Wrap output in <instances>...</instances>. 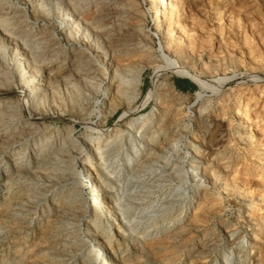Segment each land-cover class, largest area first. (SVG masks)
<instances>
[{
	"label": "rangeland",
	"instance_id": "obj_1",
	"mask_svg": "<svg viewBox=\"0 0 264 264\" xmlns=\"http://www.w3.org/2000/svg\"><path fill=\"white\" fill-rule=\"evenodd\" d=\"M76 1L81 5L85 4V7H77V5L75 10L80 12L85 8L83 12L78 14L79 17L89 22L93 34L97 35L104 45L107 44L105 48L114 55L116 65L121 68L134 65L146 67L139 96L133 103L131 112L124 114L127 110L126 104L116 106L118 103L114 100V85L107 92V80L103 82L100 91L97 93L94 92L93 85H97L96 81H99V76L96 78L97 76L93 73L87 76L80 72L78 74L70 72L71 70L68 69L61 70V61L65 58L63 56L65 50L66 48L68 51L71 50L65 41L66 38L63 35L60 22L63 17L61 14H64L63 9H61L63 8L62 5H67L68 0H0V17L3 16L2 19L9 20L4 25L1 24L3 28L0 25V73H2L0 75L3 77V74L8 72V75L13 77L16 73L15 77L12 78L13 84H0V99L9 103H16L19 99L25 98V89L18 78L19 70L17 71L14 59H12L14 58L12 45L14 42L23 44L27 41L28 46L34 51L36 50V56L40 55L39 62L45 63L42 77L47 82L46 85L44 84L45 89L43 90L47 96L44 99L46 102L42 100V105L39 104L38 109L34 108L35 110L32 109V111L25 109L24 115L19 120L20 123L33 119L32 121L39 126V131L43 137L52 134L54 135L51 138L53 143L59 141L61 144L63 139L67 138L79 137L78 139H82L89 133V124L98 126L107 136L114 133L116 129L124 130L125 139L122 142L117 143L115 141L109 145L106 155L109 160L106 161L107 165L104 163V167H106L107 172L110 171L111 173L109 172L110 175H107L104 172L102 179L109 186L107 188L109 190L106 189L103 193L105 204L107 207L111 206L106 201L110 194L118 197L121 200L125 219L121 218L119 211L113 209L111 212L116 216L102 215L96 221L99 223L100 220H103L107 233L111 234L112 238L107 243L108 248L105 249V252L100 253L98 261L95 260L96 253L90 255L85 248L89 247L92 234L100 233L101 236L105 237V233L96 230L90 232L85 228L92 223L94 213L88 211V213L83 214L82 209L78 211L77 207L81 206L78 200L79 195H74V197L70 195L71 182L80 183L79 178L84 176V172L81 171V163L73 160L76 154L71 152L65 167H62L65 171L64 175L71 172L68 177L60 176L58 173L51 175L49 174L50 164L45 162L39 171L32 164V157L28 158L30 154H34L33 158L37 159L41 154L49 151V147L41 150V144L44 140L34 143L33 141L39 136L34 137L32 135L21 138L19 142L15 141L14 144L18 145L24 153V155L21 153L20 158L17 159L18 163L19 161L24 163L14 165L13 162L14 168H6V164L0 165V229H3L0 230V264H47L46 262L52 258L55 259L53 263L58 262L57 264H89L91 258L94 264H96L95 262L99 264L100 261H103L104 264H264V0H256L257 2L255 0H219L218 3H214L216 0H179L181 2H179L178 8H182L180 18L175 14L176 11L171 12L173 6L170 4V0L164 1L165 6L162 8L166 12L165 14L169 16V25L166 26L165 34L155 33L149 0H130L132 2L129 0H108L110 7H105L106 10H98L99 5L97 4H100L101 0ZM98 1L100 2L98 3ZM158 1L156 0V2ZM245 1L246 3L249 2L248 4L253 3L251 6L254 8L251 10L259 7L262 11L250 13L252 16L241 13L239 11L240 6ZM56 2L62 4L59 6L62 17L49 14L52 9L56 8L53 5ZM41 6L45 7V10ZM137 10H139L138 13H136ZM143 11L150 15L142 18L143 13L141 12ZM119 23L125 26L124 29L135 30L132 31L137 35H135V40L141 41L138 48L133 44L123 46L125 48L121 46L120 49L123 50H134L125 56L119 53L115 54L113 48H118L115 47L114 43L111 44L110 42L109 44L108 37H106V33L109 31L112 34H117L116 37L119 36L118 38L122 36L124 30H118ZM219 27L221 28L219 29ZM182 29L186 35L182 38L183 40H180V46L187 52L185 56L190 53L188 56L195 58L192 62L190 61L192 60L191 57L187 59L188 67L191 68L192 72L205 77L206 80L208 79L207 81L225 78V84L219 91L216 92L213 88L201 89L196 82L179 73L163 74L156 85L152 84V76L157 66L165 61L163 59L165 55L169 54L170 57L174 58L176 56L174 55L175 49L180 47L175 44H173V49L165 47V54L159 49L160 42L162 41L164 44L166 40L173 39L171 32ZM38 44H43L42 52L38 50ZM48 45H54L53 49L56 53L51 61L49 57L45 59L43 55V57L41 56V54L46 53L44 50ZM249 46L254 48L251 49ZM146 50L149 51L150 57H146ZM259 54L261 55L259 56ZM57 73L61 76H57ZM249 74L256 80L248 81L246 75ZM244 76L246 78H243ZM47 79H51V82ZM152 87L154 91L158 89L156 92L153 91V98L155 99L151 98L149 102H144ZM200 91H203L204 97L198 99ZM80 93L90 94V99L85 101V106L88 104L87 108L90 109L86 114L94 111L87 117V120H83V116L78 110V103L81 100L78 94ZM226 96L231 97L228 100ZM51 100H53L54 105L50 104ZM56 100L58 102H55ZM50 105L51 107H49ZM54 106L56 107L54 108ZM75 106L77 107L75 108ZM200 106H202L201 109ZM111 107H115L116 110L113 113H108ZM165 108L169 110V122L167 121L166 125L159 126L156 124V120H153L152 123L147 124L148 126L146 125L147 129L146 127L144 129L146 132L143 130V133L139 131L140 128L137 126L133 127L134 131L128 127L133 117L147 116L151 111L158 114ZM204 108L206 112H203V116H199L198 112ZM244 111L245 113H243ZM105 115L107 116L104 120ZM0 117L3 119L6 117L5 120L9 119L5 112ZM3 125L0 126L2 132L7 130L5 128L7 125L5 124V127ZM47 126L49 127L47 128ZM58 128L60 131H57ZM69 134L71 137L68 136ZM172 134L176 137V148L166 154L164 144L170 139H174ZM218 134L223 139L216 140ZM16 149L18 148L13 149L14 152H9L8 150L5 151L4 147L0 148V159L7 163L13 161V154L17 152ZM86 152L85 149L82 151L83 154ZM198 156L201 157L198 158ZM171 157L173 160L171 164L175 163L174 167H171V164L165 165V162ZM25 158L28 159L25 160ZM129 158L131 162L127 160ZM194 158H198L197 161ZM97 164L99 163H91L90 165L96 167ZM196 164L198 165L196 166ZM18 167L24 170H20L21 173L16 177L15 171ZM194 170L198 173L197 180L193 179ZM78 172H80L79 175ZM174 172L175 174H173ZM105 173L106 175H104ZM202 174L208 178L199 183L198 180ZM6 175L9 176V179H6ZM13 176L15 179L12 178ZM85 178L83 179L85 180ZM92 178L97 181L99 179L98 173L95 172ZM8 183L10 184L8 185ZM89 187L90 184L83 186V192L85 191L83 197L86 198L90 206L92 195L89 192ZM171 189L172 191L169 192ZM56 192L57 198H55ZM173 194L174 196H172ZM160 196L165 199V202H161L164 207L159 204V207L161 206L160 212H155L156 204H151V202L154 197L160 198ZM54 199L55 202H53ZM61 203H64L63 208L65 206L73 207L75 213L70 210L72 214L67 211L64 213L66 215H62L64 218L61 216L63 219L61 218L58 222L63 223L61 225L62 231L57 242L48 234L53 223L62 213L59 212ZM65 216H67L66 219ZM178 218L182 219L177 220ZM130 231L138 234H131ZM67 235L79 244L85 243L83 244L84 251L77 252V256H75L74 250L72 253L69 252V249L65 248L71 241L66 237Z\"/></svg>",
	"mask_w": 264,
	"mask_h": 264
},
{
	"label": "bare ground",
	"instance_id": "obj_2",
	"mask_svg": "<svg viewBox=\"0 0 264 264\" xmlns=\"http://www.w3.org/2000/svg\"><path fill=\"white\" fill-rule=\"evenodd\" d=\"M64 1V0H63ZM68 4L65 3L67 1H65L64 3L67 4V5H62V4H58L56 2V4H53L55 5L54 7H56L55 9H52L49 14H53L55 16H59L60 15V8L59 6L62 5L63 8V13L64 14H61L63 15V17L61 18V26H62V32H63V35L64 37L66 38V43L69 45L70 49L71 50H67L68 48H66L65 50V53H64V60L61 61L62 65H61V70H64V69H68V70H71L70 72H76L78 74V72L80 73H84L86 74L87 76H89L90 74H95V76H97L96 78H98L99 76V81H96L97 82V85H93V90L94 92H99L100 91V88L103 84L104 81L107 80V92L113 87L114 85V100L118 103L116 106L120 105V104H126L127 106V110L126 112L124 113L125 115L129 112H131L132 108H133V103L136 101V99L138 98L139 96V91H140V88H141V84H142V81H143V74H144V70H145V66H141V65H134V66H127L125 68H121L119 65H116L115 64V59H114V55H112V53L107 50L105 48V46L107 45H104L103 41L97 36V35H94L93 32L91 31L90 27H89V22H86L83 20V18L79 17V13L80 12H83L85 10V8L80 12H77L75 10V7H85L84 5H81L78 3V1L76 0H68ZM130 1V0H129ZM144 1V0H143ZM158 1V0H157ZM167 0H159L158 2H156V0H149V4H150V7L152 9V14H153V21H154V24H155V33H162V34H165V29H166V26L169 25L168 22H169V16L166 15L163 11V8L165 5V2ZM213 1V0H212ZM219 0H216L214 3H218ZM247 1H250V0H247ZM256 1V0H255ZM254 1V2H255ZM100 1H98L99 3ZM132 2V1H130ZM135 2V1H134ZM179 0H170V4L173 6V10L172 11H176L175 14L178 15V17L180 18V13H181V9L178 8V5H179ZM252 2V1H251ZM257 2V1H256ZM7 3V2H6ZM34 3V2H33ZM36 3V2H35ZM38 3V1H37ZM52 3V2H51ZM63 3V2H62ZM94 3V2H93ZM102 3V4H101ZM101 3L100 4H97L99 5L98 7V10H106L107 7H110L109 6V3L110 1L108 0H104L102 2L101 0ZM249 3V2H248ZM246 3H241L242 5L240 6V12L241 13H245L246 15H250V13H256V12H261V8H255L254 10H251L252 7L251 4H248ZM32 4V3H31ZM50 4V3H49ZM91 4V3H90ZM132 4V3H131ZM135 5L137 3H134ZM167 4V3H166ZM38 5V4H37ZM41 5V4H40ZM45 7H46V4H44ZM43 5V6H44ZM133 5V4H132ZM131 5V6H132ZM134 5V7H135ZM39 6V5H38ZM41 6V7H43ZM211 6V5H210ZM37 7V6H36ZM43 7V9L45 8ZM49 7V6H47ZM106 7V8H105ZM97 8V7H96ZM105 8V9H104ZM129 8H130V4H129ZM168 8V7H167ZM210 8V7H209ZM2 9V8H1ZM42 9V10H43ZM113 9V8H112ZM139 9V8H138ZM216 9V8H215ZM39 10V9H38ZM45 10V9H44ZM50 10V9H49ZM97 11V10H96ZM108 11V10H107ZM111 11V9H110ZM139 10H137L136 13H138ZM141 11V10H140ZM109 12V11H108ZM173 12V14H174ZM42 13V12H41ZM110 13V12H109ZM130 13V12H129ZM128 13V14H129ZM143 13L142 18L143 16H149L150 14H148L147 12H141ZM221 13V12H219ZM40 14V13H39ZM99 14V13H98ZM102 14V13H101ZM101 14H100V17H101ZM132 14V13H131ZM171 14V15H173ZM182 14V13H181ZM4 15V14H3ZM35 15V14H34ZM105 15V14H104ZM111 15V14H110ZM219 15V14H218ZM244 15V14H243ZM255 15V14H254ZM253 15V17H254ZM261 15V14H260ZM259 15V16H260ZM25 16V15H24ZM37 16V15H36ZM52 16V15H51ZM140 16V15H139ZM175 16V15H174ZM217 16V15H216ZM245 16V15H244ZM252 16V15H250ZM50 17V16H49ZM177 17V16H175ZM242 17V16H241ZM256 17V16H255ZM2 17H0V25H4L5 22H9V20H4L2 19ZM55 18V17H54ZM102 18V17H101ZM145 18V17H144ZM174 18V17H173ZM248 18V17H247ZM30 19V18H29ZM28 19V20H29ZM53 19V18H52ZM60 19V18H59ZM100 19V18H99ZM176 19V18H175ZM222 19V18H221ZM220 19V21H221ZM252 19V18H251ZM141 20V19H140ZM171 20V19H170ZM249 20V19H248ZM254 20V19H253ZM34 21V20H33ZM54 21V20H53ZM143 21V20H142ZM29 23V22H27ZM171 23V21H170ZM49 24V22H48ZM51 24V23H50ZM119 29L120 31H123V34L122 36H120V38L116 37L115 34H112L111 31L107 32L106 33V37L105 39H107L109 41V44L111 42L114 43L115 47L118 48V49H115L113 48L115 51V54L119 53V54H123L125 56L128 55V53H132V51L134 52V50L131 49V51H129L128 49L127 50H123V49H120V47L122 46H125V45H130V44H133L135 47L138 48V45L140 44V40H135L136 38V34H134V32L132 31H135L133 29H124L125 26L122 24V23H119ZM173 24V23H172ZM179 24V23H178ZM256 24V23H255ZM1 25V26H2ZM53 25V24H52ZM51 25V27H52ZM55 25V24H54ZM222 25V24H221ZM233 25V24H232ZM260 25V24H258ZM134 26V25H133ZM143 26V25H142ZM141 26V27H142ZM182 26V25H181ZM253 26V25H252ZM256 26V25H255ZM136 27V26H135ZM139 27V26H138ZM178 27V25H177ZM3 28V26H2ZM5 28V27H4ZM13 28V27H12ZM32 28V27H31ZM49 28V27H48ZM127 28V27H126ZM130 28V26H129ZM134 28V27H133ZM221 27H219L220 29ZM256 28V27H255ZM259 28V27H258ZM257 28V29H258ZM261 28V27H260ZM259 28V29H260ZM47 29V27H46ZM51 29V28H50ZM135 29V28H134ZM167 29H169V27H167ZM9 30V29H8ZM127 30V31H126ZM144 30V29H143ZM173 30V28H172ZM216 30V29H215ZM218 30V29H217ZM251 30V29H250ZM263 30V29H262ZM5 31V30H4ZM45 31V30H43ZM139 31H140V28H139ZM176 31V30H174ZM49 32V31H48ZM47 32V34H48ZM52 32V30H51ZM141 32V31H140ZM169 32V31H168ZM251 32V31H250ZM260 32V31H259ZM258 32V33H259ZM263 32V31H262ZM9 33V32H8ZM119 33V32H118ZM121 33V32H120ZM142 33V32H141ZM167 33V32H166ZM221 33V32H220ZM247 33V32H246ZM255 33V32H254ZM261 33V32H260ZM11 34V32H10ZM46 34V33H45ZM52 34V33H51ZM54 34V32H53ZM169 34V33H167ZM111 35H115V36H111ZM136 35V36H135ZM138 35H140V33H138ZM146 35V34H145ZM186 35V32L182 29V30H177L176 32H171V36H173V39H169L168 41L166 40V43L165 46L163 44V42L161 41L160 42V51L165 53V47H168V49H173V44H175L177 47L180 46L181 44V39L183 37H185ZM202 35V34H201ZM209 35V34H208ZM248 35V34H247ZM246 35V36H247ZM251 35V34H249ZM253 35V34H252ZM258 35V34H257ZM135 36V37H134ZM141 36V35H140ZM167 36V35H166ZM211 36V35H210ZM15 37V36H14ZM27 37V36H26ZM42 37V36H41ZM49 37V35H48ZM52 37V36H51ZM63 37V36H62ZM192 37V36H191ZM195 37V36H194ZM244 37V36H243ZM34 38V37H33ZM53 38V37H52ZM64 38V39H65ZM145 38V37H144ZM246 38V37H245ZM252 38V37H251ZM250 38V40H251ZM263 38V37H262ZM5 39V38H4ZM7 39V38H6ZM10 39V38H9ZM17 39V38H16ZM42 39V38H41ZM45 39V38H44ZM209 39V38H208ZM12 40V39H11ZM10 40V41H11ZM25 40V39H24ZM31 40V39H29ZM28 40V41H29ZM49 40V39H48ZM60 40V39H58ZM119 40V41H118ZM183 40V39H182ZM206 40V39H205ZM245 40V39H244ZM13 41V40H12ZM20 41V40H19ZM39 41V39H38ZM53 41V40H52ZM57 41V40H55ZM118 41V42H117ZM139 41V42H138ZM32 42V41H31ZM37 42V41H36ZM54 42V41H53ZM165 42V41H164ZM202 42V41H201ZM254 42V41H253ZM35 43V42H34ZM51 44V42H49ZM208 43V42H207ZM249 43V42H247ZM251 43V41H250ZM32 44V43H31ZM37 44V43H35ZM34 44V46H35ZM30 45V44H29ZM39 47H38V50H40L41 52L43 51V44H38ZM45 45V44H44ZM113 45V46H114ZM245 45V44H244ZM246 45H249V44H246ZM11 46V45H10ZM32 46V45H30ZM41 46V48H40ZM54 46V45H53ZM53 46L52 45H48L46 46L45 50L46 53L44 54H41V56L43 55L44 58H48L51 60L54 59V57L56 56V53H54V49H53ZM112 46V47H113ZM255 46V45H253ZM252 46V47H253ZM37 47V46H36ZM62 47V46H61ZM65 47V46H64ZM68 47V46H67ZM109 47L111 48V45H109ZM140 47V46H139ZM251 49L252 47L249 46ZM125 48V47H123ZM243 48V47H242ZM254 48V47H253ZM7 49V48H6ZM31 48L28 46V43L27 41H25V43L23 44H19L18 42H14L13 45H12V52H13V57L12 59H14V63H15V66H16V69L17 71L19 70V79H20V82L23 86V88L25 89V98L23 99H19L16 103L14 102H6L4 101L3 99H0V116L3 112H5V114H7V117L9 116V119H6L5 118L3 119V117H0V126H2L3 124L7 125L5 128H7L6 131L2 132L0 130V148H5V151L8 150L9 152L13 151V149L15 148H18L16 149L17 152L14 153L13 155V161L11 160V162L7 163V162H3L2 159V162H0V165L3 164H6V168H14L13 166V162H14V165H16L18 163V160L21 156V153H22V149H20V147L15 143V141L19 142V140H21V138L23 139L24 137H27V136H34V137H37L39 136V138H34L35 140L33 141L34 143H38L40 141H43L44 142L41 144V150L45 149L46 147H49V151L44 153V154H41L39 158L37 159H34L33 158V155H29L28 158H31L32 157V164H34L37 168V170L40 171V169L43 168V164L46 162V164H50L49 166H51V169H49V174L51 175H55V174H59L60 176H63L65 174V171H64V167L66 165V161H67V158L72 154L71 152H74L76 155H74V158L73 160L77 161V162H80L81 163V171L84 172V177L85 180L80 177L79 180H80V183L77 182V181H72L71 182V187H70V195H76L78 196V200L80 201L81 203V206L80 207H77L78 211H81L80 209H82V213L83 214H86L89 212H92L94 213V219L92 220V223L89 224L87 227H85L87 230H89L90 232H92L93 230H96V231H100L101 233H105V237L104 236H101L100 233H98L97 235L96 234H92L91 236V240L89 242L90 245L88 248H85L88 250V252L90 253V255H96L94 258L95 260L98 261V257L100 256V253H104L105 252V249L108 248L107 247V243L110 242L112 236L111 234H108L107 233V228L105 227V223L103 222V220H100L99 223H96V221L101 218L102 215H110L111 216H116V215H113L114 213H112L111 211L113 209H115V211H119V215L121 216L122 219H125L124 217V212L121 208V200L116 197V196H113L110 194V196L108 197V199H106V201H108L107 203H110V207H107V205L105 204V196H103V193L106 191V189L109 187L106 183V181L104 179H102V174L104 172L107 173V175L110 173L107 172L106 170V167H104V165L107 163L106 161L109 160L107 158V153H108V148L110 147L109 145L113 142H122L125 138L124 134V130H119V129H116L114 131V133H111L109 134L108 136L106 135L105 132H103V130L101 128H99L98 126H95L93 124H89V133L87 135H85L82 139H78V138H73V139H63L62 141V144L61 142L58 141V143H53V140L51 139L52 137H54V135H50L47 137H43V135L41 134V131H39V126L36 125L32 120L33 119H28V120H25L26 122L25 123H20V119L21 117L24 115L23 113L25 109L29 110V111H32V109L34 108H37L38 109V105L41 104V101L45 99V97L47 96L43 90L45 89L44 87V84L47 82L44 81V78L42 77V72L43 70L45 69V63H40L39 62V56H36V53L35 51L33 50V48L30 50ZM35 49V48H34ZM62 49V48H61ZM249 49V48H248ZM62 51V50H61ZM256 51V50H254ZM175 54L176 55L174 58L170 57L169 54H166L165 57L163 59H165V61L163 62V64H160L157 66L156 68V71L154 72L153 76H152V84L153 85H156L157 82L159 81L160 77L163 75V74H167V73H179V74H182V75H185L186 77L190 78L192 81L196 82L201 89H207V88H213L216 92L219 91L222 86H224L225 84V81L226 79L225 78H219L217 79L216 81H207L206 79H204L203 77H201V75L197 74V73H194L192 72V70H190L191 68L188 67L187 65V59H189L190 57L188 56L190 53H188L187 56H185V53H187L181 46L176 48L175 49ZM249 52V51H248ZM38 53V52H37ZM144 53V52H143ZM146 53V57H150L149 56V51L146 50L145 51ZM229 53V52H228ZM252 53V52H250ZM259 53V52H258ZM253 54H255L253 52ZM262 54V53H261ZM259 54V56L261 55ZM58 55V54H57ZM122 55V56H123ZM151 55V54H150ZM42 56V57H43ZM119 56V55H118ZM152 57V56H151ZM193 57V56H192ZM191 57V58H192ZM252 57V55H251ZM262 57V56H261ZM3 58V57H2ZM43 58V59H44ZM153 58V57H152ZM155 58V57H154ZM254 58H257V56ZM9 59V58H8ZM42 59V58H41ZM63 59V58H62ZM193 59L195 58H192V60H190L191 62L194 61ZM229 59V58H228ZM1 60V59H0ZM161 60V59H160ZM46 61V60H44ZM163 61V60H162ZM187 62V63H186ZM49 63V62H48ZM47 63V64H48ZM46 64V65H47ZM156 64V63H155ZM189 64V63H188ZM254 64V63H253ZM249 65V64H248ZM260 65V64H259ZM52 66V65H51ZM51 66H48V67H51ZM65 66V67H63ZM233 66V65H232ZM239 66V65H238ZM237 66V67H238ZM1 67V66H0ZM3 67H4V64H3ZM253 69V68H252ZM254 70V69H253ZM252 71V70H251ZM46 72V71H45ZM61 72V71H60ZM59 72V73H60ZM69 72V71H68ZM15 73V72H14ZM13 73V75H14ZM17 73V74H18ZM2 75V73H0ZM10 74V73H9ZM47 74V73H46ZM58 74V73H57ZM253 74V73H252ZM0 75V84L2 85H11L13 84V77H15V75L12 77L10 75H8V72H6L5 74H3V77ZM45 75V74H44ZM56 75V74H55ZM60 74H58L57 76H59ZM52 76V75H51ZM61 76V75H60ZM91 77V76H90ZM248 81H252V80H256L254 79L252 76L249 75H246ZM245 76L243 78H246ZM54 78V76H53ZM52 78V79H53ZM56 78V77H55ZM260 78V77H259ZM17 79V78H16ZM17 79V80H19ZM57 79V78H56ZM81 79V78H80ZM232 79V78H231ZM48 80V79H47ZM50 82H51V79H49ZM48 80V81H49ZM58 80V79H57ZM214 80V79H213ZM56 81V80H54ZM91 81V80H90ZM16 82V81H15ZM94 82V81H92ZM11 83V84H10ZM18 84V83H17ZM45 84V85H46ZM106 84V83H105ZM21 86V87H22ZM48 86V85H47ZM46 86V87H47ZM2 87V86H1ZM5 87V86H4ZM3 87V89H4ZM53 87V86H51ZM79 87V86H78ZM22 88V89H23ZM8 89V88H7ZM47 90V88H46ZM50 90V89H49ZM80 90V89H78ZM158 90V89H156ZM156 90L154 91L153 87L151 88V90L148 92V94L146 95L145 99H144V102H149V100L151 98L154 97V94H153V91L156 92ZM7 91V90H6ZM10 91V89H9ZM12 91V90H11ZM53 91V90H52ZM76 91V90H75ZM49 92V91H48ZM168 92V91H167ZM47 93V92H46ZM51 93V92H50ZM49 93V94H50ZM72 93V92H71ZM90 93V92H89ZM89 93H85V94H78V96L80 97V101H79V109L82 116H83V120H87L88 116L91 115V113L94 111L92 110L91 113L89 114H86L88 112V109L87 106L88 104L85 106V101H88V98L90 99V94ZM111 93V92H110ZM228 93V92H227ZM54 94V93H53ZM56 94V93H55ZM70 94V93H69ZM89 94V95H87ZM94 94V93H93ZM92 94V95H93ZM157 94V93H156ZM203 91H200L199 94H198V99L204 97L203 96ZM227 95V94H226ZM50 96H53V95H50ZM75 96V95H74ZM76 96V97H78ZM49 97V95H48ZM227 97V96H226ZM231 96H229L230 98ZM19 98V97H18ZM21 98V97H20ZM56 98V97H55ZM229 98L227 97V99L229 100ZM235 98V97H234ZM239 98V96H238ZM9 99V98H8ZM47 99V98H46ZM53 99V98H51ZM76 99V98H75ZM78 99V98H77ZM155 99V98H153ZM224 99V97H223ZM237 99V97L235 98ZM13 100V99H12ZM55 100V99H54ZM60 100V98H59ZM97 100V99H96ZM113 100V101H114ZM168 100V99H167ZM45 101V100H44ZM48 101V100H47ZM53 100H51L52 102ZM71 101V100H70ZM224 101V100H223ZM239 101V100H238ZM46 102V101H45ZM50 104L54 105L53 102ZM55 102H58L57 100ZM64 102V101H62ZM73 102V101H72ZM70 102V103H72ZM75 102V101H74ZM78 102V101H77ZM222 102V101H221ZM220 102V103H221ZM227 102V101H226ZM96 103H98V101H96ZM170 103V102H169ZM225 103V102H224ZM241 103V102H240ZM59 104H60V101H59ZM74 104V103H73ZM112 104V103H111ZM116 104V103H115ZM239 105V103H237ZM248 104V103H247ZM42 105V104H41ZM46 105V104H45ZM77 105V104H76ZM61 106H62V103H61ZM67 106V105H66ZM40 107V106H39ZM51 107V105L49 106ZM56 106H54L55 108ZM58 107V106H57ZM72 107V106H71ZM77 106H75L76 108ZM202 106H200V109H201ZM208 107V106H207ZM222 107V106H221ZM243 107V106H242ZM67 108V107H66ZM70 108V106H69ZM240 108V107H239ZM65 109V108H64ZM203 109V108H202ZM222 109V108H221ZM227 109V108H226ZM26 110V111H27ZM35 110V109H34ZM60 110V108H59ZM62 110V109H61ZM77 110V109H76ZM90 110V109H89ZM115 107H111L110 108V111L108 113H113L114 112ZM206 109L204 108V110H200L198 112L199 116H203V112L205 111ZM223 110V109H222ZM229 110V109H228ZM242 110V109H240ZM168 109L165 108V109H162L158 114L154 113L153 111H151L147 116L146 115H140V116H136V117H133L128 125L129 128H131L132 130L134 129L133 127H139L140 128V132L143 133V130L145 129L146 125L147 124H150L153 122V120H156V124H158L159 126H163V125H166L167 121L169 120V113H168ZM239 111V110H238ZM246 111V110H245ZM245 111L243 113H245ZM57 112V111H56ZM79 112V113H80ZM206 112V111H205ZM55 113V112H54ZM68 113V112H67ZM76 113V112H75ZM74 113V114H75ZM9 114V115H8ZM60 114V113H58ZM65 114V113H64ZM223 114V113H221ZM226 114V113H225ZM30 115L31 112H30ZM29 115V116H30ZM44 115V114H43ZM108 115V114H107ZM103 117L104 120L106 119V116ZM224 115V114H223ZM4 116V115H3ZM47 116V115H46ZM81 116V115H80ZM109 116V115H108ZM34 117V116H33ZM154 118V119H153ZM201 118V117H200ZM205 118V117H204ZM45 119V118H44ZM5 120V121H4ZM90 120V119H89ZM86 122V121H85ZM169 122V121H168ZM41 123V122H40ZM91 123V122H90ZM53 125V124H52ZM56 125V124H55ZM168 125V124H167ZM171 125V124H170ZM177 125V124H176ZM72 126V125H71ZM148 126V125H147ZM180 126V125H179ZM49 126H47L48 128ZM56 127V126H55ZM70 127V126H68ZM127 127V126H126ZM154 127V126H153ZM169 127V125L167 126ZM46 128V129H47ZM63 128V127H62ZM73 128V127H72ZM71 128V129H72ZM128 128V129H129ZM138 129V128H137ZM147 129V127H146ZM163 129V128H162ZM52 130V129H51ZM50 130V131H51ZM69 130V129H68ZM67 130V131H68ZM168 130V129H166ZM179 130V129H178ZM184 130V129H183ZM49 131V132H50ZM57 131H60V129L58 128ZM71 131V130H70ZM134 131V130H133ZM145 131V130H144ZM165 131V130H164ZM176 131V130H174ZM63 132V131H62ZM65 132V131H64ZM146 132V131H145ZM162 132V131H161ZM167 132V131H165ZM55 133V132H54ZM96 133V135H95ZM155 133V132H154ZM218 133V132H217ZM252 133V132H251ZM50 134V133H48ZM138 134V133H137ZM161 134V133H160ZM58 135V134H57ZM72 135V134H71ZM130 135V134H129ZM136 135V133H135ZM142 135V134H141ZM173 135V134H172ZM176 135V134H175ZM70 136V134L68 135ZM174 136V135H173ZM71 137V136H70ZM75 137V136H74ZM132 137V136H131ZM142 137V136H141ZM168 137V136H167ZM172 137V136H171ZM174 139H170L169 141H167L164 146H165V152L167 154V152H170V151H173L172 149L173 148H176V137L174 136L173 137ZM216 138V137H215ZM222 137H220V134L217 135V138L216 140H220ZM127 139V138H126ZM223 139V138H222ZM30 140V139H29ZM56 140V139H55ZM162 140V139H161ZM24 141V140H23ZM16 142V143H17ZM21 142V141H20ZM52 142V143H51ZM134 142V141H133ZM151 142V141H150ZM219 142V141H218ZM222 142V141H221ZM132 143V142H131ZM40 144V143H39ZM134 145V143H132ZM214 144V143H213ZM118 145V144H117ZM35 146V145H34ZM130 146V145H129ZM160 146V145H159ZM114 147V146H113ZM158 147V146H157ZM115 148V147H114ZM160 148V147H159ZM86 150L87 152L86 153H82L83 150ZM154 149V148H153ZM161 149V148H160ZM4 150V149H2ZM1 150V151H2ZM39 150V149H38ZM119 150V149H118ZM46 151V150H45ZM14 152V151H13ZM35 152V151H34ZM110 152V151H109ZM137 152V151H136ZM164 152V151H163ZM2 153V152H1ZM26 154L28 152H25ZM138 153V152H137ZM197 153V152H196ZM198 154V153H197ZM2 155V154H1ZM22 155H24V153H22ZM140 155V154H139ZM172 155V154H171ZM180 155V154H179ZM134 156V155H133ZM111 157V156H110ZM128 157V156H127ZM126 157V158H127ZM174 157V156H172ZM172 157L171 159L167 160L165 162V165L168 166L169 164H171V162L173 161L172 160ZM201 157V156H200ZM198 156V158H200ZM28 158H25L28 159ZM170 158V157H169ZM175 158V157H174ZM196 158V159H198ZM95 159V160H93ZM162 159V158H161ZM165 159V157H164ZM195 159V158H194ZM195 159V160H196ZM23 160V159H22ZM71 160V161H73ZM129 160V162H131V159H127ZM202 160V159H201ZM74 161V162H75ZM165 161V160H164ZM163 161V162H164ZM179 161V159H178ZM197 161V160H196ZM26 162V161H25ZM99 163L97 164L96 167L90 165L91 163ZM128 162V163H129ZM176 162V161H175ZM19 163H24V162H21L19 161ZM18 163V164H19ZM73 163V162H72ZM105 163V164H104ZM120 163V162H119ZM134 163V162H133ZM195 163V162H194ZM193 163V164H194ZM200 163V162H199ZM249 164V163H248ZM70 165V164H69ZM107 165V164H106ZM140 165V164H139ZM163 165V164H162ZM175 163L173 162L171 164V167L173 166L174 167ZM177 165V163H176ZM179 165V164H178ZM198 164H196L197 166ZM200 165V164H199ZM34 166V167H35ZM45 166V165H44ZM195 166V167H196ZM208 166V165H206ZM33 167V168H34ZM46 167V166H45ZM63 167V168H62ZM72 167V166H71ZM74 167V166H73ZM178 167V166H177ZM176 167V168H177ZM31 168V167H30ZM49 168V167H48ZM47 168V169H48ZM76 168V167H75ZM66 169V168H65ZM244 169V167H243ZM249 169V168H248ZM252 169V168H251ZM23 171L24 169H21V168H17V171L16 174L18 177V174L21 173V171ZM28 170V168H27ZM32 170V169H31ZM70 170V169H68ZM67 170V171H68ZM176 170V169H175ZM206 170H207V167H206ZM240 170V169H239ZM242 170V169H241ZM26 171V170H25ZM47 171V170H46ZM129 171V169H128ZM131 171V170H130ZM193 171V170H192ZM29 172V171H28ZM33 172V171H31ZM30 172V173H31ZM35 172V171H34ZM69 172V171H68ZM74 171L72 170V173ZM77 172V171H76ZM95 172L98 173V180H94L92 178L93 174H95ZM113 172V171H112ZM172 172V171H170ZM13 173V172H12ZM37 173V172H36ZM40 173V172H39ZM71 173V172H70ZM70 173H68L67 175H64V176H67L70 175ZM106 173L104 175H106ZM24 174V173H22ZM74 174V173H73ZM77 174V173H76ZM80 174V172H78V175ZM163 174V173H162ZM164 174H167V173H164ZM175 174V172L173 173ZM197 171L194 170L193 172V179L194 180H197L198 179V175H197ZM208 174V172H207ZM11 175V174H10ZM113 175V174H112ZM12 176V175H11ZM27 176V175H26ZM44 176V174H43ZM50 176V175H49ZM59 176V177H60ZM72 176V175H71ZM81 176V175H80ZM165 176V175H164ZM190 176V175H189ZM236 176V175H235ZM6 179L8 178L9 179V176L7 177V175L5 176ZM15 176H13L12 178H14ZM21 177V176H20ZM52 177V176H51ZM54 177V176H53ZM75 177V176H74ZM79 177V176H78ZM116 177V176H115ZM119 177V176H118ZM11 178V177H10ZM97 178V177H96ZM104 178V177H103ZM173 178V177H172ZM189 178V177H188ZM208 177L204 174H202V176L199 178V183L200 181L202 180H206ZM5 179V180H6ZM15 179V178H14ZM44 179V178H43ZM72 179V178H71ZM171 179V177H170ZM232 179V178H231ZM234 179V178H233ZM10 180H13V179H10ZM9 180V181H10ZM22 180V179H21ZM58 180V179H56ZM77 180V179H76ZM185 180V179H184ZM14 181V180H13ZM17 182V181H16ZM100 182V186L98 185V183ZM58 183V182H57ZM205 183V182H203ZM4 184V183H3ZM10 183H8L9 185ZM54 184V183H53ZM59 184V183H58ZM57 184V185H58ZM88 184H90V187H89V192L90 194L92 195V198H91V205L89 206V204L87 203V200L86 198H84V192H83V186H87ZM172 184V182H171ZM231 184V183H230ZM1 185V184H0ZM7 185V186H8ZM52 185V184H51ZM209 185V184H207ZM6 186V185H4ZM162 186V185H161ZM211 186H213L211 184ZM216 186V185H215ZM2 187V186H1ZM9 187V186H8ZM48 187H50L48 185ZM112 187V186H111ZM47 188V187H46ZM161 188V187H160ZM166 188V187H165ZM176 188V187H175ZM103 189H105L103 191ZM45 190V188H44ZM109 190V189H107ZM171 190H169V192H171ZM60 192V191H59ZM109 192V191H108ZM25 193V192H24ZM163 193V192H162ZM106 194V193H105ZM57 195V192L55 193V198ZM159 195V194H158ZM28 196V195H27ZM52 196V195H51ZM63 196V195H62ZM162 196V195H161ZM155 198L154 197V200H152L151 204H156V207H155V212H158L160 207L163 206V204H161V202L163 203V201L165 200L164 198ZM174 196V194L172 195ZM24 198V197H23ZM22 198V200H23ZM61 198V197H60ZM66 198V197H64ZM71 198V197H70ZM68 198V199H70ZM20 200V198H18ZM25 199V198H24ZM47 199V198H46ZM63 199V198H62ZM81 199V200H80ZM173 199V198H172ZM14 200V199H13ZM21 200V201H22ZM26 200V199H25ZM74 200V199H73ZM169 200V199H167ZM175 200V198H174ZM173 200V201H174ZM18 201V200H17ZM46 201V200H45ZM110 201V202H109ZM13 202V201H11ZM23 202V201H22ZM28 202V201H26ZM55 202V199L54 201ZM165 202V201H164ZM21 203V202H20ZM39 203V202H37ZM50 203V202H49ZM57 203V202H56ZM13 204V203H12ZM19 204V203H18ZM27 204V203H26ZM25 204V205H26ZM53 204V203H52ZM159 204H161V206L159 207ZM171 204V203H170ZM10 205V204H9ZM16 205V204H14ZM24 205V204H23ZM22 205V206H23ZM37 205V204H36ZM57 205V204H56ZM59 205V204H58ZM64 203H61L60 204V209H59V212H62L60 213V216L59 215H56V216H59L57 218V221L55 219V223H53L52 227H51V230H50V233L48 235L51 236V238H55L54 240H57V242L59 241V235L62 231L61 229V225L63 224L62 222L59 223L58 221H60V219L63 217L62 215H66L64 214L65 212L69 211L71 213L70 210H72L73 212V207H66L63 208L64 206ZM67 205V203H66ZM70 205V204H69ZM73 205V204H72ZM166 206L167 203H165ZM173 205V204H172ZM158 206V207H157ZM16 207V206H15ZM75 207V206H74ZM164 207V206H163ZM17 209V208H16ZM25 209V208H24ZM162 209V208H161ZM5 210V209H3ZM2 210V211H3ZM14 211V210H13ZM12 211V212H13ZM7 212V211H6ZM52 212V211H51ZM160 212V211H159ZM3 213V212H2ZM8 213V212H7ZM7 213H4L5 215ZM75 213V212H73ZM78 213V212H77ZM92 213V215H93ZM182 213V212H181ZM9 214V213H8ZM7 214V215H8ZM13 214V213H12ZM51 214V213H50ZM68 214V213H67ZM72 214V213H71ZM80 214V213H79ZM82 214V215H83ZM23 215V214H22ZM126 215V214H125ZM11 217V215H9ZM8 216V217H9ZM28 216V215H27ZM62 216V217H61ZM74 216V215H73ZM67 216H65V219H66ZM70 217V216H69ZM68 217V218H69ZM119 217V216H118ZM117 217V218H118ZM124 217V218H123ZM25 218V216H24ZM33 218V217H31ZM64 218V217H63ZM62 218V219H63ZM183 218V217H182ZM182 218H178L177 220H180ZM9 219V218H8ZM12 219V218H11ZM75 220L77 218H74ZM110 219V218H109ZM32 220V219H31ZM70 220V219H69ZM80 220V219H79ZM54 221V220H53ZM81 221V220H80ZM70 222V221H69ZM68 222V223H69ZM82 223V222H81ZM87 223V222H85ZM71 225V224H70ZM73 225V224H72ZM113 227V226H112ZM63 228V227H62ZM2 229V228H1ZM0 229V230H1ZM79 229V228H78ZM3 230V229H2ZM67 230V229H66ZM65 230V231H66ZM83 230V229H82ZM81 231V229H80ZM111 231V230H110ZM114 231V230H112ZM82 232V231H81ZM123 232V231H122ZM131 232V231H130ZM85 233V232H84ZM89 234V233H88ZM118 234V233H117ZM131 234H135L137 235L138 233L136 232H131ZM49 236V237H50ZM64 236V235H62ZM69 235H67L66 237H68ZM127 236V235H126ZM132 236V235H130ZM125 237V236H123ZM72 238V237H71ZM70 237H68V239H70V243L68 246H65V248H68L69 249V252L74 250L75 252V256H77V252L79 251H84V248H83V244L85 243H77L75 242L74 240H72ZM128 238V237H127ZM130 238V237H129ZM62 239V238H61ZM89 239V238H88ZM122 239V237H121ZM49 240V238H48ZM80 240V239H79ZM81 240H83L81 238ZM87 240V239H86ZM120 240V239H119ZM79 242V241H78ZM112 242V241H111ZM55 244V243H54ZM50 246V245H49ZM52 246V245H51ZM57 246V245H56ZM64 248V249H65ZM73 248V249H71ZM67 249V250H68ZM57 250V249H55ZM46 251V250H45ZM64 251V250H63ZM55 252V251H53ZM42 253V252H41ZM62 253V252H61ZM80 253V252H79ZM107 253V252H106ZM65 254V253H64ZM56 255V254H55ZM60 255V253H59ZM58 256V255H57ZM56 256V257H57ZM66 256V255H65ZM70 256V255H69ZM72 256V254H71ZM53 257V256H52ZM68 257V256H67ZM49 258V257H48ZM51 258V257H50ZM60 259V258H59ZM58 259V260H59ZM87 259V258H86ZM44 260V258H43ZM67 260V259H66ZM88 260V259H87ZM35 261V260H34ZM62 261V260H61ZM60 261V262H61ZM65 261V260H63ZM53 262H55V259H51L49 261H47L46 263L47 264H52ZM58 262L56 263H53V264H57ZM97 264V262H95ZM99 264H104L103 261H100L98 262ZM89 264H94V261L92 260V258L90 259V262Z\"/></svg>",
	"mask_w": 264,
	"mask_h": 264
}]
</instances>
